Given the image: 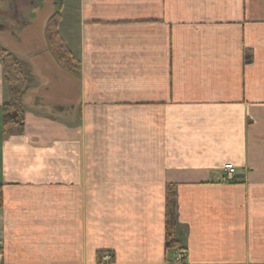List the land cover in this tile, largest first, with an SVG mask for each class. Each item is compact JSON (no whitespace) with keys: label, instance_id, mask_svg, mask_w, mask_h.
I'll use <instances>...</instances> for the list:
<instances>
[{"label":"crops","instance_id":"obj_1","mask_svg":"<svg viewBox=\"0 0 264 264\" xmlns=\"http://www.w3.org/2000/svg\"><path fill=\"white\" fill-rule=\"evenodd\" d=\"M62 1L77 75L0 30L31 76L0 135V264H175L167 186L184 264H264V0Z\"/></svg>","mask_w":264,"mask_h":264},{"label":"trees","instance_id":"obj_2","mask_svg":"<svg viewBox=\"0 0 264 264\" xmlns=\"http://www.w3.org/2000/svg\"><path fill=\"white\" fill-rule=\"evenodd\" d=\"M59 15L55 14L49 19L45 29L47 46L54 56L57 64L65 71L77 75L79 73L78 66L57 32V22ZM251 53L245 52V64L251 63ZM0 64L2 67L3 82L7 101L0 108V135L5 137L20 136L24 129V111L22 109L20 99L27 91L31 76L25 65L7 53L0 47ZM3 205L2 186L0 184V209ZM165 249L179 248V243L175 237L176 228V203L175 192L173 187L166 188L165 193ZM103 253H98V257H102Z\"/></svg>","mask_w":264,"mask_h":264},{"label":"rangeland","instance_id":"obj_3","mask_svg":"<svg viewBox=\"0 0 264 264\" xmlns=\"http://www.w3.org/2000/svg\"><path fill=\"white\" fill-rule=\"evenodd\" d=\"M39 5L30 11V17L26 23V26L21 28L19 31H12L8 38L14 40L10 41L6 38L3 43L5 45H9L8 42L14 44H37V45H47L45 29L47 22L50 18H52L55 14H62L65 15L67 19L68 29L67 31H72L73 28V12H74V5L66 10L67 4L62 0H39ZM61 12V13H60ZM67 16V17H66ZM72 28V29H70ZM70 29V30H69ZM59 31V29L57 30ZM1 36V33H0ZM53 56V55H52ZM54 58V56H53ZM55 59V58H54ZM225 170V169H224ZM176 249H174L175 253ZM109 256V255H108ZM105 256H103L104 258ZM110 257V256H109Z\"/></svg>","mask_w":264,"mask_h":264},{"label":"flooded vegetation","instance_id":"obj_4","mask_svg":"<svg viewBox=\"0 0 264 264\" xmlns=\"http://www.w3.org/2000/svg\"><path fill=\"white\" fill-rule=\"evenodd\" d=\"M4 3V11H0V30L19 31L26 26L30 11L39 5V0H0Z\"/></svg>","mask_w":264,"mask_h":264},{"label":"built area","instance_id":"obj_5","mask_svg":"<svg viewBox=\"0 0 264 264\" xmlns=\"http://www.w3.org/2000/svg\"><path fill=\"white\" fill-rule=\"evenodd\" d=\"M234 174V169L231 167H227L224 170L225 179L227 181L231 180L232 175ZM0 259H1V248H0ZM104 259L108 260L110 257L106 255ZM175 264H184L186 261V254L184 251L176 250L173 255V260Z\"/></svg>","mask_w":264,"mask_h":264}]
</instances>
